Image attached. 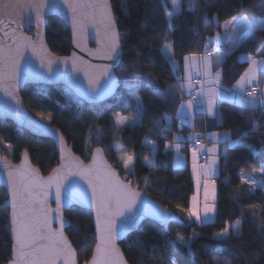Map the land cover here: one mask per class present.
<instances>
[{
  "label": "trees",
  "instance_id": "trees-1",
  "mask_svg": "<svg viewBox=\"0 0 264 264\" xmlns=\"http://www.w3.org/2000/svg\"><path fill=\"white\" fill-rule=\"evenodd\" d=\"M109 1L121 35V61L114 69L118 79L115 94L103 103L87 105L59 85H27L19 92L24 106L37 119L56 127L71 150L84 161L92 148L103 149L106 160L123 180L131 181L136 190L180 217L181 223L170 224L167 232L151 221H144L138 230L121 241L119 247L128 264H172L173 260L175 264H225V261L227 264H264V190H251L248 183L240 180L243 175L253 182L261 180L264 186V175L253 171L264 165V108H242L220 101L218 123L210 125L204 115L196 114L192 128L179 124L175 113L181 102L178 87L181 79L178 80L179 72L171 68L161 50L165 43L170 44L178 64L186 54L200 55L205 50L206 38L219 32L225 21L233 17H247L250 21L264 18V0H195L191 8L188 0H180L181 11L172 18L171 27L165 15L170 11L167 0ZM45 42L55 55L65 56L69 52V32L56 17L47 19ZM249 54L264 59V29L241 41L222 60L224 88L235 85L247 68L239 56ZM259 85L258 97H261L264 78ZM137 98L143 108L141 119L135 126L117 129L116 114H120L119 118L133 117ZM165 116L172 118L171 131L161 135ZM188 130L225 131L232 140L242 143L218 144L213 223L189 222L186 213L177 208V205L188 207L193 184L188 164L179 169L173 167L171 152H166L164 145L174 142L173 134L182 135ZM146 137L155 142L154 156L150 145L145 143ZM117 145L129 154L135 153L133 171L121 167ZM186 145L181 149L185 157ZM22 150H27L30 162L42 175L57 164L52 141L32 136L9 121H0V154L17 163ZM146 156L153 160V167L145 162ZM4 199L5 192L0 187V264H6L10 254ZM63 214L69 221L65 234L81 264L89 258L94 243L91 215L78 207H70ZM238 220L239 236L230 230L227 239L214 238L226 224H235Z\"/></svg>",
  "mask_w": 264,
  "mask_h": 264
},
{
  "label": "snow or ice",
  "instance_id": "snow-or-ice-1",
  "mask_svg": "<svg viewBox=\"0 0 264 264\" xmlns=\"http://www.w3.org/2000/svg\"><path fill=\"white\" fill-rule=\"evenodd\" d=\"M173 11L167 13L169 26L172 18L181 11L180 0H170ZM195 0H188L191 8ZM63 10L71 19L74 44L80 46L77 37L83 35L91 27L95 29L98 47L90 51L89 55L108 61H118L120 56L121 35L116 27V19L113 16L109 0H60ZM49 7L47 0H0V91L12 96L15 80L20 66V59L24 57L23 49H30L32 55L40 61V68H46L49 76L61 75L58 69H53L54 61L48 58L47 49L44 47L42 28L45 23V10ZM236 17L225 22L226 34L229 29L236 32ZM242 19L246 20L247 17ZM33 22L37 28L38 42L32 37L23 35L25 26H31ZM255 25L250 24L247 35L254 30ZM215 39L217 47L209 49V44ZM221 37L217 33L215 38H206L205 52L202 55L189 53L183 56L184 80L178 84L181 92L180 106L176 109L177 118L182 123L189 122L193 118L194 100L202 111L210 117H216L218 100H233L242 108H264V99H258L257 87L260 79L264 78V59L257 60L251 54L248 55V67L241 74L236 84L231 89H224L221 84V71L223 54L219 46ZM10 41V42H9ZM167 62L175 71L178 61L174 59L172 46L165 43L162 48ZM215 54V59L212 57ZM68 57L59 58L60 63H68ZM72 71L82 72L87 81V88H81V95L90 103H96L104 97L111 95L113 91L112 64H92L77 57L75 53L71 57ZM215 72L213 73V68ZM259 72V76H258ZM202 76L199 81L200 89L198 97H192L186 103L183 100L185 88L188 95L192 96V76ZM38 75L43 76V73ZM139 78V74H135ZM179 80V77H178ZM135 87V85H130ZM251 87V91H249ZM19 102L17 101V104ZM18 111V110H17ZM143 115V108L137 98L136 115L131 121H122L116 114L115 125L117 129L131 125L135 126ZM171 117H164V125L161 135L171 131ZM160 124V121H157ZM166 139V137H164ZM202 139L213 141V147L207 149V163L199 164L198 157L204 154ZM173 143H165V151L174 153V165L177 169L182 167L183 159L180 152L184 144L191 142L189 148L192 159V175L196 182L197 194L191 197V203L187 208L177 205L179 212L186 213L189 222L195 218L198 224L213 223L216 213V184L214 177L217 171V154L215 145L221 141H228L230 145L238 143L232 141L229 133H195L188 137L173 134ZM145 143L150 145L153 156L156 152L154 141L145 138ZM61 157L60 163L51 169L44 177L27 160L28 152L23 153L24 159L16 166H12L7 157L0 155L4 173L7 177L8 198L11 211L10 235L11 254L6 264H77V252L65 235L64 228L69 224L62 215L65 207L74 202L90 204L95 211L96 243L91 258L85 264H128L120 249L117 240L124 236L132 228L136 227L142 216L146 213L155 217L160 223L167 225L170 221L179 220L180 217L170 214L166 209L146 200L142 201L141 193L136 191L131 181L120 178L116 168L105 160L103 149L100 147L92 150L90 163L85 164L79 157L74 156L69 149L64 147L63 137H60ZM199 145V147H197ZM119 149V145H117ZM119 161L126 171L134 170L135 153L120 149ZM149 167L154 166L153 160L145 157ZM264 175V165L259 169H253ZM243 173V170H241ZM87 186L84 189L75 179ZM203 181V206L199 199V189ZM242 183H252L241 176ZM54 190V191H53ZM91 193L89 199L87 193ZM50 197H54L55 208L49 203ZM141 208L143 211H141ZM58 224L59 227H54ZM239 236V220L235 224H226L215 239H227L229 232ZM183 242V237L177 234ZM175 264V261H172ZM227 264V261H225Z\"/></svg>",
  "mask_w": 264,
  "mask_h": 264
},
{
  "label": "water",
  "instance_id": "water-1",
  "mask_svg": "<svg viewBox=\"0 0 264 264\" xmlns=\"http://www.w3.org/2000/svg\"><path fill=\"white\" fill-rule=\"evenodd\" d=\"M47 3L49 5V7L45 10V23H44L43 28H42L44 47L47 49L48 58H50L51 60L54 61V63H53L54 72H55V70L58 69V72L61 75L57 76L54 74L52 76H49L46 68H44V69L40 68V61L37 57L32 55L31 50L30 49H23L25 58L20 59V66H19L18 73L16 75L15 80L11 82L14 85V88L12 90H13V93H14V96L16 97V99H13L12 96H7V95H5V93L3 91H0V121H9L15 127L19 128L23 131H26L27 133H29L32 136L39 137V138H46V139H49L50 141H52L54 148H55V151L57 153V164L54 166V167H56L60 163V157H61L60 137L62 136V134L52 124L41 122L36 117H34L32 114H30V112L26 109V107L24 106V104H23V102L19 96L20 90L24 86H27V85H47V86L59 85L61 87H64L65 89H67L77 99H79L80 101H82L83 103H85L87 105H96V104L103 103L106 100H108L109 98H111L115 94V92L118 88V79L114 73V69L117 67V65L121 61V47H120V56H119L118 61L102 60V59H98V58H95V57L89 55L90 51H94L98 47V44L96 42L97 37L95 35V29L89 27L83 35L77 37V39L79 40V43H80V46L77 47L76 44H74V42H73L74 37H73V28H72V24H71V19L68 15H66V10H63V5L60 3V0H47ZM109 3H110V1H109ZM49 17H56L58 20H60L62 22L64 27L69 32L70 48H69L68 54L65 56L55 55L54 53H52L49 50V48L46 45L45 28H46V24H47V19ZM23 35L30 36V37H32L33 41L38 42L37 28H36V25L34 22L31 26H25L24 27ZM74 53L77 57H80L84 61H88L89 63H92V64H112L113 65L112 77H113L114 84H113V91H112L111 95L104 97L103 99H101L100 101H98L96 103H90L86 97L81 95L80 89L81 88H87V81L85 80L84 74L82 72H73L72 71L71 57L73 56ZM61 57H68L69 58L68 63L66 65L64 63L59 62V58H61ZM39 73H43V76L38 75ZM17 101L19 102L18 104H17ZM63 140H64V147L66 149H69L74 156L79 157L78 155H76L71 150V148L68 146L64 137H63ZM95 148H97V147L92 148V150H94ZM92 150L90 152V155H89L87 161H84L82 158L79 157L80 160H82L85 164L90 163L91 158H92ZM24 152H25V150L21 151V154H20V157H19V160L17 163H14L7 158L10 161L12 166H16V165H19L21 163L22 159H24V156H23ZM104 158H105V156H104ZM27 160L32 167L36 168L34 165H32V163L30 162L28 157H27ZM105 160H106V158H105ZM39 173L41 176H44V177H46L49 174L48 173L46 175H42L40 171H39ZM69 179H75L81 185H83L84 189L87 188V186L83 184V181L79 180V177H69ZM6 180H7V177L4 173L3 164H2V162H0V187L3 188V190L5 192V199L3 200V206L7 210L6 219H7L8 235H9V240H10V254H11V242L12 241H11V235H10V218H9V213L11 211V207H10V202H9V198H8V186H7ZM136 191L141 193L142 201L146 200L148 202H151L152 204L157 205L162 209H166L170 214H174L169 209L165 208L164 206H162L158 202L152 200L144 192H142L140 190H136ZM87 195L90 199L91 193L88 192ZM49 203H50V206L52 208L56 207L54 197H50ZM70 207H78L80 209L87 211L91 215L92 230H93V236H94L93 237L94 243H93L92 250H91V254H92V251H93V249L95 247V243H96V239H95V237H96L95 211L90 206V204H87V203L81 204L78 202H74L73 205H71L69 207H65L62 210L63 217H64V214H63L64 211H66ZM141 211H143L142 208H141ZM64 219L66 221H68L65 217H64ZM144 221H151V222L155 223L157 226L161 227L165 232L168 231V226L170 224L181 223V220L179 219L178 221L173 220V221H170L167 225H164V224L160 223L155 217L145 213L142 216V218L140 219V222L136 227L132 228L124 236H122L121 238H119L117 240V247L119 249H120L119 243L121 241H123L130 233L138 230V228L140 227V225ZM53 226L59 227L58 224H54ZM68 226H69V224L65 226L64 232ZM120 251H121V249H120ZM121 253H122V251H121ZM10 254H9V257H10ZM91 254L87 260H89L91 258ZM77 264H78V261H77ZM81 264H85V262H82Z\"/></svg>",
  "mask_w": 264,
  "mask_h": 264
},
{
  "label": "crops",
  "instance_id": "crops-1",
  "mask_svg": "<svg viewBox=\"0 0 264 264\" xmlns=\"http://www.w3.org/2000/svg\"><path fill=\"white\" fill-rule=\"evenodd\" d=\"M165 15H166V18H167V21H169L168 20V16H167V12H165ZM229 20H231V19H229ZM229 20H227V21H229ZM244 36L245 35H241V33H238V35H237V37H236V39H235V41H234V43H232V44H230L229 46H227L226 45V47H225V52H221L222 54H223V59L241 42V41H243V39H245L244 38ZM212 38H215V36H212ZM209 45H217V43H216V41H215V39H213L212 41H211V43L209 44ZM164 46V45H163ZM163 46H162V48H163ZM219 46H220V49L222 48V45L221 44H219ZM162 48H161V50H162ZM200 55H202V54H200ZM247 57H248V55H241V56H239V61H241V62H246L247 63V65H248V61H247ZM212 59L214 60L215 59V54L213 55V57H212ZM219 68H220V65H219ZM177 71L179 72H177L178 73V75H179V78L181 79V81H183L184 80V77H185V73H184V71H183V58H182V60H181V62H180V64H178V68H177ZM215 72V67L213 68V73ZM258 76H259V73H258ZM192 78H201V79H204V77H202V76H197V75H195V73H193V76H192ZM240 78V77H239ZM180 81V82H181ZM236 84V83H235ZM252 85H256V82H253V84ZM235 86V85H234ZM233 86V87H234ZM260 86V85H259ZM223 87V86H222ZM232 87V88H233ZM261 87V86H260ZM224 88V87H223ZM224 89H226V88H224ZM263 93H261V97H258V99H264V97H263V95H262ZM183 96H184V98H183V100H184V102L186 103L188 100H189V98H188V90H187V88H185V90H184V93H183ZM220 101H227V102H231V103H234V104H236L233 100H227V99H225V100H218L217 101V103L218 102H220ZM180 104H181V102H180ZM180 104H179V106H180ZM178 106V107H179ZM196 114H202V115H204L206 118H207V120L208 121H210V125H211V123H214V124H216V123H218L219 122V115H217L216 117H210L209 115H207V113L205 112V111H202L201 109H200V107H199V105H194V113H193V118L191 119V121H189V122H184V123H182V121H181V119H179V118H177V116H176V113H175V116H176V118H177V121H178V123L179 124H181V125H183V126H188V127H191L192 128V126H193V120H194V117H195V115ZM190 128V129H191ZM195 133H201V132H194V131H192V130H188V132H186L185 134H178V133H176V135H180V136H183V137H188V136H190V135H194ZM208 133H228V132H215V131H207V132H203L202 134H204L205 136L208 134ZM232 140V139H231ZM232 141H236V140H232ZM221 142H227V144L228 145H230L229 143H228V141H221ZM221 142H218V143H216V145H215V148H216V154H217V171H216V175H217V172H218V144L219 143H221ZM201 145H203V149H204V156L207 158V149L208 148H212L213 147V141L212 140H210V139H202L201 140V143H200ZM237 144V143H236ZM191 146H192V144H191V142H189V143H187V145H186V153H187V155H186V157H185V155L182 153V151L180 152V156L182 157V159H183V163H182V166H184L185 164H188V167H189V172H190V178H191V181H192V184H193V194H192V196L194 195V194H197V187H196V182H195V179L193 178V175H192V159H191V152L189 151V148H191ZM197 147H199V145L197 146ZM170 152H171V155H172V164H174V153L171 151V150H169ZM202 155H200L199 157H198V163H199V158L201 157ZM216 177V176H215ZM214 177V178H215ZM202 197H203V181H201V185H200V189H199V199H200V202H201V207L203 206V201H202ZM191 198V197H190ZM189 204H190V199H189ZM189 204H188V206H189ZM186 218H187V216H186ZM192 222H195V223H197L196 221H195V219L193 218L192 219Z\"/></svg>",
  "mask_w": 264,
  "mask_h": 264
},
{
  "label": "rangeland",
  "instance_id": "rangeland-1",
  "mask_svg": "<svg viewBox=\"0 0 264 264\" xmlns=\"http://www.w3.org/2000/svg\"><path fill=\"white\" fill-rule=\"evenodd\" d=\"M167 3H168V5H169V7H170V11H167V13L172 12V11H173V6H172L170 0H167ZM236 18H237V17H236ZM242 18H243V17H239V18L236 19V21H235L236 32H234V33L231 32V30L229 29L228 34H226V29H225V22H226V21H225L224 23H222L220 31L217 32V33L220 34V37H221V40H220V43H219V44L222 45L221 52H225V51H226V50H225L226 45L229 46L230 44L234 43V41H235V39H236L238 33L247 32V31H248V26H249L250 24H254V25H255V28H254V30H252L249 34H247V35L244 36L245 39L248 38V37H250V36H252L256 30L264 29V18H262V19H258V20H254V21H250V20H247V19L244 20V19H242ZM217 33H215L213 36L216 37ZM245 39H243V40H245ZM212 46H217V45H211V47H212ZM202 54H203V53H202ZM254 58H256L257 60L262 59V58H259V57H257V56L254 57ZM170 66H171V65H170ZM247 67H248V65H247ZM171 68H172V67H171ZM258 73H259V72H258ZM262 93H263L262 95H263V97H264V90H262ZM188 98H189V96H188ZM135 115H136V114H135ZM135 115H134L133 117H131V118H120V119H121L122 121H125V122H127V121H131V120L135 117ZM115 119H116V118H115ZM38 120H40L41 122H44V121H42L41 119H38ZM44 123H45V122H44ZM127 126H131V125H127ZM238 144H239V145H242L241 142H238ZM235 145H236V144H234V145H229V146H235ZM115 149H116V154H117V160L119 161L118 157H119V151H120V148L118 149V147L115 146ZM0 155H1V154H0ZM173 155H174V154H173ZM119 163L121 164V167L125 170V168H124L122 162L119 161ZM172 166L175 167L174 164H172ZM241 176H242V175H241ZM241 176H240V180H241ZM243 177H244L246 180H250V179H249L248 177H246V176H243ZM245 183H247V182H245ZM248 184L250 185V189H251V190H253V189H261L262 191L264 190V186L262 185L261 180L254 181V184H252V183H248ZM191 197H192V196H191ZM202 201H203V197H202ZM190 203H191V198H190ZM189 205H190V204H189ZM185 218H186V216H185ZM194 219H195V218H194Z\"/></svg>",
  "mask_w": 264,
  "mask_h": 264
},
{
  "label": "built area",
  "instance_id": "built-area-1",
  "mask_svg": "<svg viewBox=\"0 0 264 264\" xmlns=\"http://www.w3.org/2000/svg\"><path fill=\"white\" fill-rule=\"evenodd\" d=\"M215 47H217V46H212V47H209V51L211 50V49H213V48H215ZM204 52H205V50H204ZM203 52V53H204ZM203 79H201V78H192V85H193V88H192V96H189V99H192V97H197L198 99H199V97H198V92H199V89H200V83H199V81H202ZM253 87H257V94L259 95L260 94V86L258 85H252ZM249 91H251V87H249ZM194 105H196L197 103H196V101L194 100ZM200 143H201V141H200ZM205 163H207V158L204 156V155H202L200 158H199V164H205Z\"/></svg>",
  "mask_w": 264,
  "mask_h": 264
}]
</instances>
